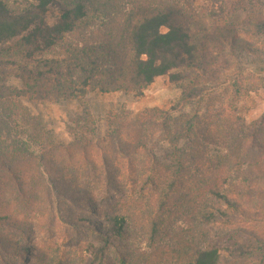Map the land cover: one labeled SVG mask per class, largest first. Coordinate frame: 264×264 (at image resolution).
Returning a JSON list of instances; mask_svg holds the SVG:
<instances>
[{
	"label": "trees",
	"instance_id": "obj_1",
	"mask_svg": "<svg viewBox=\"0 0 264 264\" xmlns=\"http://www.w3.org/2000/svg\"><path fill=\"white\" fill-rule=\"evenodd\" d=\"M196 1L38 0L20 12L0 1V264H264V115H170L225 84L230 56L264 40V16L237 29L246 0ZM162 77L181 85L174 106L138 122L110 113L103 138L81 120L58 145L24 104L140 98ZM111 192L127 195L99 203Z\"/></svg>",
	"mask_w": 264,
	"mask_h": 264
},
{
	"label": "rangeland",
	"instance_id": "obj_2",
	"mask_svg": "<svg viewBox=\"0 0 264 264\" xmlns=\"http://www.w3.org/2000/svg\"><path fill=\"white\" fill-rule=\"evenodd\" d=\"M5 2L13 12H20L36 5L38 0H0ZM184 2V0H182ZM247 8L235 12L229 19L230 27L240 29L249 14L264 16V0H246ZM195 8L210 9V0H199L194 4ZM253 10V11H252ZM54 19H49L53 24ZM255 49L250 53H237L230 56L231 69L226 73L225 84L211 92L201 102L185 106L183 109L170 112L172 120L178 121L181 116L198 111L202 115H214L218 111L225 110V107L232 110L235 108L239 115L247 122L259 119L264 115V40L261 38L253 40ZM8 86L21 89L19 81L9 79ZM181 94V85H172L168 77L156 79L147 87L142 97L137 98L123 93L99 96L91 94L81 102H42L32 103L24 101L29 109L32 119H36L43 130L60 144H69L73 141L76 132V122L87 120L92 124L98 137L103 138L106 133V120L110 113L128 112L130 120L138 122L140 115L146 110L159 108L168 110L174 106ZM155 135L153 142H156L154 153L156 157L168 164L171 148L164 141L157 140ZM152 142V143H153ZM127 193L120 194L111 192L101 193L98 201H120ZM35 242L57 243L61 246L92 243L91 239L74 235L71 238L58 235L36 234L31 236ZM217 246L223 244L216 241ZM140 247V245H138Z\"/></svg>",
	"mask_w": 264,
	"mask_h": 264
}]
</instances>
